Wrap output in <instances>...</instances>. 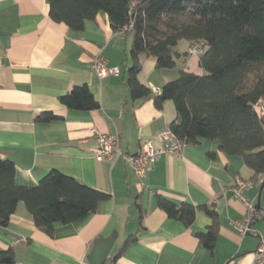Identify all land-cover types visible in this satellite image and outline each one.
<instances>
[{
	"label": "crops",
	"instance_id": "obj_1",
	"mask_svg": "<svg viewBox=\"0 0 264 264\" xmlns=\"http://www.w3.org/2000/svg\"><path fill=\"white\" fill-rule=\"evenodd\" d=\"M0 157L15 164V182L35 185L51 169L73 176L110 194L96 210L70 223L56 224L48 235L33 222L19 201L9 223L0 227V248H12L15 264H90L87 256L97 239L115 233L103 264H250L258 234L264 230V187L245 190L259 217L240 235L231 221L243 216L244 206L234 196L237 176L257 175L239 155H229L217 140L186 143L181 155H161L142 176L122 155L97 159L93 130L117 134L123 154H136L141 143L158 144L157 134L176 118L171 100L160 107L154 94L133 100L125 80L131 64L130 37L114 32L105 14L85 20L81 30L52 21L47 0H0ZM177 45L173 68H157L152 57L143 59L137 77L145 86L158 87L176 78L179 70L202 74L198 55ZM118 66V75L99 77L92 67L95 55ZM87 84L100 107L91 111L66 108L59 96L74 85ZM49 110L60 116L50 122L34 117ZM159 197L176 204L212 206L217 234L212 248L198 237L211 218L197 208L190 225L170 217ZM26 241H16L20 238Z\"/></svg>",
	"mask_w": 264,
	"mask_h": 264
},
{
	"label": "trees",
	"instance_id": "obj_2",
	"mask_svg": "<svg viewBox=\"0 0 264 264\" xmlns=\"http://www.w3.org/2000/svg\"><path fill=\"white\" fill-rule=\"evenodd\" d=\"M101 13L114 32L130 37L125 83L133 100L151 94L137 77L143 59L152 57L157 68L171 69L176 66L173 48L179 40L206 43L199 55L203 73L180 69L154 94V103L160 107L164 100L173 102L176 118L169 128L178 138L185 143L217 140L221 150L241 156L255 175H262V184L264 116L254 104L264 98V0H48L50 19L73 30H81L85 20ZM58 98L70 110L100 107L85 83ZM57 119L60 116L49 110L34 117L36 122ZM15 171L11 159L0 157V227L7 226L23 201L35 226L52 235L56 224L81 219L110 198L58 169L49 170L35 185H18ZM158 205L185 225L193 222L197 208L202 209L211 224L198 237L207 248L213 247L218 221L212 206L178 205L163 197ZM0 264H15L12 248H0Z\"/></svg>",
	"mask_w": 264,
	"mask_h": 264
},
{
	"label": "built area",
	"instance_id": "obj_3",
	"mask_svg": "<svg viewBox=\"0 0 264 264\" xmlns=\"http://www.w3.org/2000/svg\"><path fill=\"white\" fill-rule=\"evenodd\" d=\"M133 4V2H131ZM129 26H125L128 30ZM122 33V32H119ZM206 48V43L203 40L190 43L187 48V53L190 55H200ZM92 67L99 77L106 75H118L120 69L118 66H108L106 58L97 54L93 58ZM153 94H159L158 87H150ZM255 109L260 116H264V98H259L255 104ZM97 146L93 150V156L97 159L112 160L118 155H122L128 167H130L137 175L142 176L145 171L153 164L161 155H181L184 145L183 140L178 138L169 127H166L158 132V144L154 145L151 140H145L141 143L140 150L136 154H123L121 150V142L117 134L100 132L93 130ZM256 179H243L236 177L232 187L234 196L243 204V216L240 219H233L231 224L239 232L240 235H245L250 232L252 222L259 217V210L255 202L245 195V190L249 189L256 183H261L262 175L257 174ZM26 241L20 238L16 241ZM250 264H264V230L258 234V241L253 252V259Z\"/></svg>",
	"mask_w": 264,
	"mask_h": 264
},
{
	"label": "water",
	"instance_id": "obj_4",
	"mask_svg": "<svg viewBox=\"0 0 264 264\" xmlns=\"http://www.w3.org/2000/svg\"><path fill=\"white\" fill-rule=\"evenodd\" d=\"M48 1V0H47ZM6 34L0 31V35ZM264 187V182L260 185V188ZM256 206L259 207V197H257ZM115 240V233L106 239H97L93 245L90 253L87 256V260L90 264H103L109 256L110 250Z\"/></svg>",
	"mask_w": 264,
	"mask_h": 264
},
{
	"label": "rangeland",
	"instance_id": "obj_5",
	"mask_svg": "<svg viewBox=\"0 0 264 264\" xmlns=\"http://www.w3.org/2000/svg\"><path fill=\"white\" fill-rule=\"evenodd\" d=\"M185 45H186V40L185 39L179 40V42H178V48L179 49H183L185 47ZM178 68L176 67V68H173V69L177 71Z\"/></svg>",
	"mask_w": 264,
	"mask_h": 264
}]
</instances>
